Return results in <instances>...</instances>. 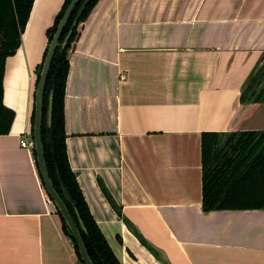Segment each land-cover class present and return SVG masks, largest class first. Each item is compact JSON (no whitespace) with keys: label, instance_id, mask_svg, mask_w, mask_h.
<instances>
[{"label":"crops","instance_id":"crops-1","mask_svg":"<svg viewBox=\"0 0 264 264\" xmlns=\"http://www.w3.org/2000/svg\"><path fill=\"white\" fill-rule=\"evenodd\" d=\"M64 1H33L5 62L3 101L15 116L0 135V264H78L33 149L20 146ZM68 60V161L117 259L264 264V209L201 202L202 132L264 130V102L241 101L264 64V0H98Z\"/></svg>","mask_w":264,"mask_h":264},{"label":"trees","instance_id":"trees-1","mask_svg":"<svg viewBox=\"0 0 264 264\" xmlns=\"http://www.w3.org/2000/svg\"><path fill=\"white\" fill-rule=\"evenodd\" d=\"M33 1L0 0V135L9 133L15 116L14 111L3 101L5 62L7 57L16 52L21 43V34L29 18ZM70 1H64L53 24L46 30L47 46L34 71L35 89L49 44ZM97 1L79 0L61 33L44 87L42 143L48 174L56 191L77 225V215H79L85 226L84 230L80 229V234L91 260L94 264H122L88 209L76 175L69 165L65 145L64 97L69 71L68 51L79 36L81 22L85 21ZM69 31L67 43L62 47L61 43ZM51 92L52 119L51 125L48 126L46 116ZM241 101L264 102V64L243 87ZM33 118L34 109L30 130L32 139ZM33 156L35 159L34 150ZM201 169V202L204 211L264 209V130L202 132ZM103 191L110 199L104 188ZM116 209L118 210L117 207ZM55 212L59 216L63 233L73 245L78 262L83 264L66 223L58 210L55 209ZM139 238L145 241L141 236Z\"/></svg>","mask_w":264,"mask_h":264},{"label":"water","instance_id":"water-1","mask_svg":"<svg viewBox=\"0 0 264 264\" xmlns=\"http://www.w3.org/2000/svg\"><path fill=\"white\" fill-rule=\"evenodd\" d=\"M78 1L79 0H71L70 3L68 4L62 18L60 19L58 23V26L53 35V38L49 44L48 51L44 59L42 68H41L38 83H37L35 93H34V118H33V126H32L33 141H34L33 150L35 151V159H36L37 168H38V172H39V176H40L43 188L45 192L47 193L50 201L54 205L55 209L58 210L64 222L66 223L70 231V234L75 241V244L77 246V250H78L82 263L83 264H94L88 254V251L86 249V246L80 234V229L82 230L85 229V226L82 220L80 219L79 215H77V220H78V225H77L73 216L69 212L68 208L66 207L65 203L61 199L58 192L56 191L49 177L47 165H46L45 158H44L43 143H42V101H43L45 82H46L47 75L49 72L50 63H51L53 54L55 52V49L57 47L58 41L60 39L61 33L65 25L67 24ZM69 35H70V31L68 32L63 42L61 43L62 47L66 45ZM52 97H53V94L51 92L48 97V107H47V116H46V122L48 126L51 125V119H52Z\"/></svg>","mask_w":264,"mask_h":264},{"label":"built area","instance_id":"built-area-1","mask_svg":"<svg viewBox=\"0 0 264 264\" xmlns=\"http://www.w3.org/2000/svg\"><path fill=\"white\" fill-rule=\"evenodd\" d=\"M20 146L23 148L33 149L34 141L32 138L22 137L20 139Z\"/></svg>","mask_w":264,"mask_h":264},{"label":"rangeland","instance_id":"rangeland-1","mask_svg":"<svg viewBox=\"0 0 264 264\" xmlns=\"http://www.w3.org/2000/svg\"><path fill=\"white\" fill-rule=\"evenodd\" d=\"M46 196H47V195H46ZM47 198H48V200L50 201V199H49V197H48V196H47ZM50 202H51V201H50ZM51 203H52V202H51ZM77 261H78V259H77ZM78 264H81V263H79V262H78Z\"/></svg>","mask_w":264,"mask_h":264}]
</instances>
